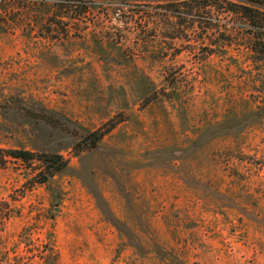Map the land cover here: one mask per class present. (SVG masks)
Segmentation results:
<instances>
[{
	"label": "rangeland",
	"instance_id": "rangeland-1",
	"mask_svg": "<svg viewBox=\"0 0 264 264\" xmlns=\"http://www.w3.org/2000/svg\"><path fill=\"white\" fill-rule=\"evenodd\" d=\"M170 2L99 1L55 41L53 0H0V149L69 162L52 190L0 165V264H264V63L245 41L201 61L219 34L170 23Z\"/></svg>",
	"mask_w": 264,
	"mask_h": 264
},
{
	"label": "trees",
	"instance_id": "trees-1",
	"mask_svg": "<svg viewBox=\"0 0 264 264\" xmlns=\"http://www.w3.org/2000/svg\"><path fill=\"white\" fill-rule=\"evenodd\" d=\"M46 2L47 0H41ZM99 1H110L111 6H117L122 18L136 17L137 12L131 14L125 8L128 4H123V0H53L55 13L45 23L43 31L50 39L55 41H67L73 36V33L84 34L89 30L87 23L88 17L92 14L93 5ZM184 3L178 4L170 2L169 10H166L165 17L169 19L174 17L183 24L182 28L185 31H195L196 27L192 24L195 21H200L202 33L210 35L212 32H217L219 35L215 42L210 45L206 44L201 61H205L213 54H226L228 48L235 45L237 42L245 41L246 48L251 52L253 62L256 65L264 63V0H183ZM197 3V5L195 4ZM196 13H201L197 16ZM115 13L111 15L114 18ZM216 15V16H215ZM214 16L217 19H214ZM110 17V16H109ZM119 18H117L118 20ZM223 19H228L229 24L223 23ZM75 21L81 22L83 25L80 28L69 26ZM232 22V24H230ZM4 20L0 13V29L4 24ZM191 24V26L189 25ZM231 25V26H229ZM230 27V28H229ZM106 30L105 32L108 33ZM170 28V29H169ZM165 29L166 34L176 35L180 28L170 26ZM157 29V27H156ZM58 34L60 35L58 37ZM34 118L44 120L46 123L59 126L60 122L52 115L32 113ZM117 124L104 126L92 133L86 135L79 143L78 147L83 149H96L100 146L104 138L110 134ZM6 158H13L22 161L34 176L31 178L32 183L48 185L51 188V183L57 174L64 173L69 168V162L63 155L53 152H45L36 154L30 150H2L0 149V165L5 166ZM34 185V184H33ZM16 201L15 198H12ZM2 205V204H1ZM0 205V206H1ZM5 205H8L7 203ZM1 208V207H0ZM3 213V216H2ZM11 217L6 209H0V219L6 220ZM57 259H53L52 263L56 264Z\"/></svg>",
	"mask_w": 264,
	"mask_h": 264
}]
</instances>
